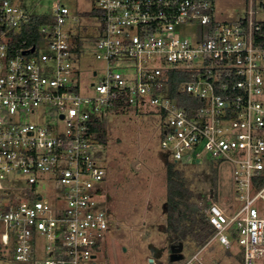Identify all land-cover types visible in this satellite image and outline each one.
Wrapping results in <instances>:
<instances>
[{
	"label": "built area",
	"instance_id": "built-area-1",
	"mask_svg": "<svg viewBox=\"0 0 264 264\" xmlns=\"http://www.w3.org/2000/svg\"><path fill=\"white\" fill-rule=\"evenodd\" d=\"M23 1L0 0L2 255L99 264L111 224L100 200H108L107 170L94 152L101 144L93 122L108 109L148 103L163 119L161 145L172 161L209 158L234 167L238 201L205 208L214 228L206 246L217 240L231 251L237 242L239 264H264V20L256 0L234 23L216 19L212 0H93L100 13L95 56L103 62L93 72L94 95L81 93L76 14L64 0L45 12ZM185 25L198 26L194 38L182 35ZM175 73L184 77L173 98ZM35 113L41 120L29 122ZM7 180L19 182L17 197ZM43 240L49 257L40 261ZM198 256L184 264H203Z\"/></svg>",
	"mask_w": 264,
	"mask_h": 264
},
{
	"label": "rangeland",
	"instance_id": "rangeland-1",
	"mask_svg": "<svg viewBox=\"0 0 264 264\" xmlns=\"http://www.w3.org/2000/svg\"><path fill=\"white\" fill-rule=\"evenodd\" d=\"M54 0H24L25 6L37 12L50 11ZM78 21L72 23L73 33L83 41V52L78 57L77 69L81 73L82 94L94 95L91 83L95 82L94 70L103 67V62L95 56L97 27L99 20L89 15L95 9L93 0H64ZM215 17L219 21L234 23L246 13L250 0H213ZM257 18L264 20V0H256ZM180 32L187 38H194L199 32L197 25H185ZM76 38V39H77ZM29 122L41 120L38 114L29 115ZM103 142L94 152L99 162L107 170L105 196L102 204L109 209L110 231L102 248L99 264H184L193 255L203 264H239L237 259L241 247L233 243L231 251L217 240L202 250L193 243H184V258L177 262L170 260V246L175 244L168 230L166 214V165L171 162L168 152L162 148L161 137L163 119L157 109L146 103L132 108L108 109L102 119ZM51 122L63 127L59 119ZM185 175L190 177L198 195L199 205L205 208L214 201H238L234 192V167L228 161H214L205 158L194 164L178 163ZM17 183L4 181L10 189V196ZM48 190L46 184L37 187L38 194ZM211 194H214L211 197ZM261 216L264 207L260 204ZM46 240L39 243L38 259L49 256L45 251ZM42 249V250H41ZM0 251V264H35L32 261L19 262L8 250L4 256ZM230 253V254H229Z\"/></svg>",
	"mask_w": 264,
	"mask_h": 264
},
{
	"label": "trees",
	"instance_id": "trees-1",
	"mask_svg": "<svg viewBox=\"0 0 264 264\" xmlns=\"http://www.w3.org/2000/svg\"><path fill=\"white\" fill-rule=\"evenodd\" d=\"M89 15L96 17L98 20L100 18V13L97 10H92ZM39 22L40 20L37 18L32 21L31 27H33V30L37 28ZM25 35L24 33L21 34V36ZM77 52L80 54L83 52L82 39H78ZM183 77L184 75L181 73L173 74L170 89V95L173 98L179 96V79ZM92 128L93 131L97 132L95 140L102 143V121L96 120L93 122ZM166 182L167 226L173 235V241L175 244L180 241L193 243L201 250L214 234V228L208 221L206 210L199 205L198 195L192 186L194 180L185 175L177 162L171 160L166 165Z\"/></svg>",
	"mask_w": 264,
	"mask_h": 264
},
{
	"label": "water",
	"instance_id": "water-1",
	"mask_svg": "<svg viewBox=\"0 0 264 264\" xmlns=\"http://www.w3.org/2000/svg\"><path fill=\"white\" fill-rule=\"evenodd\" d=\"M184 242L180 241L170 246V260L171 262H177L184 258L183 256ZM150 264H153V259H150Z\"/></svg>",
	"mask_w": 264,
	"mask_h": 264
},
{
	"label": "crops",
	"instance_id": "crops-1",
	"mask_svg": "<svg viewBox=\"0 0 264 264\" xmlns=\"http://www.w3.org/2000/svg\"><path fill=\"white\" fill-rule=\"evenodd\" d=\"M161 263H163V262L160 261V264H161Z\"/></svg>",
	"mask_w": 264,
	"mask_h": 264
}]
</instances>
